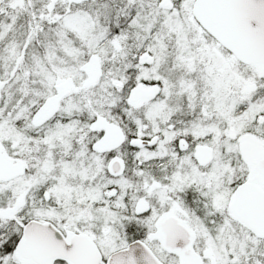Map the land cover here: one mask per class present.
I'll list each match as a JSON object with an SVG mask.
<instances>
[{
	"label": "snow or ice",
	"instance_id": "snow-or-ice-1",
	"mask_svg": "<svg viewBox=\"0 0 264 264\" xmlns=\"http://www.w3.org/2000/svg\"><path fill=\"white\" fill-rule=\"evenodd\" d=\"M0 264H264V0H0Z\"/></svg>",
	"mask_w": 264,
	"mask_h": 264
}]
</instances>
